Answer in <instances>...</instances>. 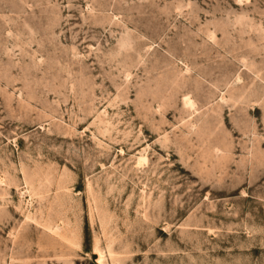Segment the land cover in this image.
<instances>
[{
	"label": "rangeland",
	"instance_id": "obj_1",
	"mask_svg": "<svg viewBox=\"0 0 264 264\" xmlns=\"http://www.w3.org/2000/svg\"><path fill=\"white\" fill-rule=\"evenodd\" d=\"M0 264H264V0H0Z\"/></svg>",
	"mask_w": 264,
	"mask_h": 264
}]
</instances>
